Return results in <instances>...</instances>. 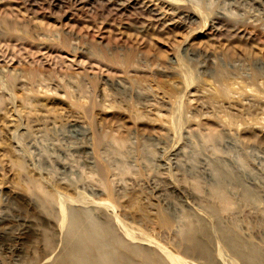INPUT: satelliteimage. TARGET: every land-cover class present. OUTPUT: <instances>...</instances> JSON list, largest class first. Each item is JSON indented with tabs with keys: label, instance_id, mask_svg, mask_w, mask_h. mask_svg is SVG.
<instances>
[{
	"label": "rangeland",
	"instance_id": "1",
	"mask_svg": "<svg viewBox=\"0 0 264 264\" xmlns=\"http://www.w3.org/2000/svg\"><path fill=\"white\" fill-rule=\"evenodd\" d=\"M71 212L125 264H264V0H0V264Z\"/></svg>",
	"mask_w": 264,
	"mask_h": 264
},
{
	"label": "bare ground",
	"instance_id": "2",
	"mask_svg": "<svg viewBox=\"0 0 264 264\" xmlns=\"http://www.w3.org/2000/svg\"><path fill=\"white\" fill-rule=\"evenodd\" d=\"M70 217H71V221L69 222V228L67 231V242L65 246L66 248L64 249L63 253L52 264H125L122 252L115 250L113 253V257H108L107 253L104 252L105 251L104 247H106V244H107L106 242H110L111 239L109 240L108 238L106 242L102 239V236H101L103 232L102 227L97 226L95 228L92 225L84 226L80 221H78V219L74 218L75 215H73L72 212L70 214ZM2 220L0 219V222ZM18 223H20L19 225L23 227L22 228L23 230L20 232L21 235L24 234L29 227L34 225L33 223H30V221H27L26 219H21L20 221L18 220ZM0 229H3V228H0ZM112 232H113V229L112 231H110L111 238L114 239L117 243H119L120 247H122V241L116 238L112 234ZM95 244L97 247L95 251H97V253L93 254V252L87 248ZM202 254L205 255L204 252H202ZM47 255H49V253ZM16 257H19V256H16ZM255 258H258V257H255ZM171 259L173 261V264H183L180 259H177V258L173 259L172 257ZM19 261L21 262L22 260L20 259ZM255 262L259 263V261H255ZM44 263H46V261H43V264Z\"/></svg>",
	"mask_w": 264,
	"mask_h": 264
}]
</instances>
